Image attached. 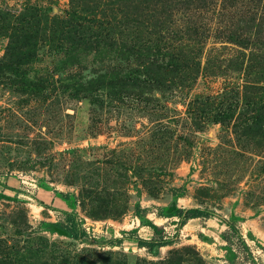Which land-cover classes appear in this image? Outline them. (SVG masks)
<instances>
[{"label":"rangeland","instance_id":"374dc122","mask_svg":"<svg viewBox=\"0 0 264 264\" xmlns=\"http://www.w3.org/2000/svg\"><path fill=\"white\" fill-rule=\"evenodd\" d=\"M0 264H264V0H0Z\"/></svg>","mask_w":264,"mask_h":264},{"label":"trees","instance_id":"16d2710c","mask_svg":"<svg viewBox=\"0 0 264 264\" xmlns=\"http://www.w3.org/2000/svg\"><path fill=\"white\" fill-rule=\"evenodd\" d=\"M185 189L184 188H172L169 190V193L174 197V198H182L185 196L184 194ZM199 214V210L197 209H176L173 212H171L168 216H166L167 218H177V219H181L180 222V226H184L189 220L191 219H196L199 218L198 216ZM64 222L62 224H60V230L66 234V236L68 237H72L73 236V232H74V227L76 226V223H72L73 218L72 215L70 213H64ZM147 227H149L154 235L153 239L150 240H144L142 238H139L137 235H135L134 233H129L128 239L130 240H135L138 244L139 247H145L147 249H149L150 251H152L154 248L157 247H161L166 245V242L162 239H159V237H161V232L163 231L162 228H160L159 226H156L155 224L149 222L147 224ZM78 238L82 239L84 237H87V233L84 229H79L78 231ZM230 233H232L233 235L236 234V230L234 228V226H231V229L229 231H226L224 233H222V239L225 242H230L228 235L230 236ZM128 235V234H125ZM159 239V240H158Z\"/></svg>","mask_w":264,"mask_h":264}]
</instances>
